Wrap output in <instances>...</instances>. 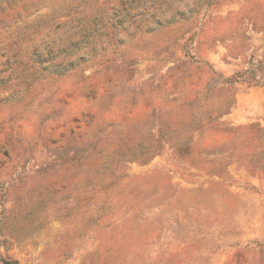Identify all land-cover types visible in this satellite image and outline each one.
Listing matches in <instances>:
<instances>
[{
  "label": "rangeland",
  "instance_id": "374dc122",
  "mask_svg": "<svg viewBox=\"0 0 264 264\" xmlns=\"http://www.w3.org/2000/svg\"><path fill=\"white\" fill-rule=\"evenodd\" d=\"M0 264H264V0H0Z\"/></svg>",
  "mask_w": 264,
  "mask_h": 264
}]
</instances>
